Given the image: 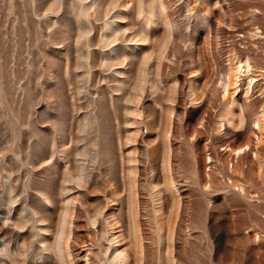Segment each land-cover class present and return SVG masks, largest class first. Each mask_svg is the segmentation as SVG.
Listing matches in <instances>:
<instances>
[{"label":"rangeland","instance_id":"rangeland-1","mask_svg":"<svg viewBox=\"0 0 264 264\" xmlns=\"http://www.w3.org/2000/svg\"><path fill=\"white\" fill-rule=\"evenodd\" d=\"M263 112L264 0H0V264H264Z\"/></svg>","mask_w":264,"mask_h":264},{"label":"bare ground","instance_id":"bare-ground-1","mask_svg":"<svg viewBox=\"0 0 264 264\" xmlns=\"http://www.w3.org/2000/svg\"><path fill=\"white\" fill-rule=\"evenodd\" d=\"M250 65H247V67L248 68H250L249 67ZM242 67H244V65H243V63H239V64H237L236 65V67H235V75H234V77H236L237 76V74H238V72L242 69ZM247 68V69H248ZM232 75V76H233ZM231 78V77H230ZM237 79V78H236ZM231 80V79H230ZM232 81V80H231ZM232 83H229L228 85V87L230 88V85H231ZM262 119H259L258 120V122L256 123V126H258V128H260V127H262L263 125L262 124H264V112H263V114H262V117H261ZM261 129V128H260Z\"/></svg>","mask_w":264,"mask_h":264}]
</instances>
